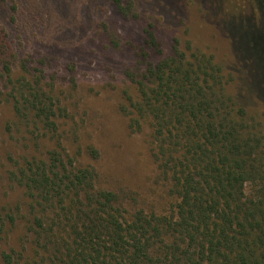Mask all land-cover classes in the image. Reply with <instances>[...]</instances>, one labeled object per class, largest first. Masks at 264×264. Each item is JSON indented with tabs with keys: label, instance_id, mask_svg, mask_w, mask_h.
I'll return each mask as SVG.
<instances>
[{
	"label": "rangeland",
	"instance_id": "1",
	"mask_svg": "<svg viewBox=\"0 0 264 264\" xmlns=\"http://www.w3.org/2000/svg\"><path fill=\"white\" fill-rule=\"evenodd\" d=\"M123 5L132 12H120L114 0H0V30L12 47L13 78L40 80L55 103L58 125V132H47L33 112L19 114L0 64V219L5 221L0 264L5 252L14 264L52 262V247L46 241L39 246L38 234L28 230L35 199L13 174L26 160L48 159L59 146L77 166L97 171V189L115 193L128 218L139 210L170 213L173 182L163 174L150 121L135 124L131 103L138 99L133 79L144 74L147 63L173 57L175 47L213 55L232 77L229 93L264 132V86L259 74L243 65L246 57L239 50L249 37L264 40V0H123ZM147 30L156 36L153 48ZM37 213L32 211L31 219Z\"/></svg>",
	"mask_w": 264,
	"mask_h": 264
},
{
	"label": "trees",
	"instance_id": "2",
	"mask_svg": "<svg viewBox=\"0 0 264 264\" xmlns=\"http://www.w3.org/2000/svg\"><path fill=\"white\" fill-rule=\"evenodd\" d=\"M114 3L132 12L123 0ZM146 35L148 46L158 45L152 31ZM7 37L0 30V64L17 111L33 112L47 132H58L55 103L40 80H14ZM239 50L264 86V40L249 37ZM223 75L213 55L189 46L147 63L133 79L134 123L150 121L163 174L173 182L168 214L139 210L128 218L115 193L97 189V171L77 166L61 146L18 167L14 179L24 182L35 199L30 209L39 212L33 219L27 213L28 230L39 246L52 247L48 264H264V132L229 93L232 77ZM2 257L14 264L11 253Z\"/></svg>",
	"mask_w": 264,
	"mask_h": 264
}]
</instances>
